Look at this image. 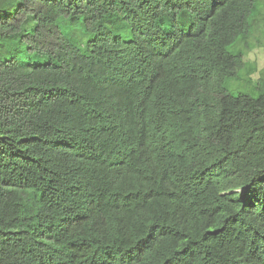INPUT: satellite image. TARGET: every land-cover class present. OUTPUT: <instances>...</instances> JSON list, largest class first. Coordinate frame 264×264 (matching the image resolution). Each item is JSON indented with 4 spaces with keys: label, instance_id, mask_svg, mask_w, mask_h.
I'll use <instances>...</instances> for the list:
<instances>
[{
    "label": "trees",
    "instance_id": "1",
    "mask_svg": "<svg viewBox=\"0 0 264 264\" xmlns=\"http://www.w3.org/2000/svg\"><path fill=\"white\" fill-rule=\"evenodd\" d=\"M251 41L259 0H0V264H264Z\"/></svg>",
    "mask_w": 264,
    "mask_h": 264
},
{
    "label": "rangeland",
    "instance_id": "2",
    "mask_svg": "<svg viewBox=\"0 0 264 264\" xmlns=\"http://www.w3.org/2000/svg\"><path fill=\"white\" fill-rule=\"evenodd\" d=\"M259 1L264 14V0ZM250 46L251 49L246 53L244 59L246 64L239 70L235 79H229L225 83L226 88L234 95H237L238 92L257 95L255 86L260 79L264 78V47H257L253 41H251ZM28 61H33L35 64L46 62L44 57L29 59Z\"/></svg>",
    "mask_w": 264,
    "mask_h": 264
}]
</instances>
